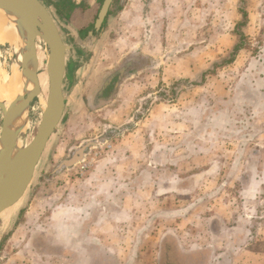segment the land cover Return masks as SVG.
I'll list each match as a JSON object with an SVG mask.
<instances>
[{
  "label": "rangeland",
  "instance_id": "1",
  "mask_svg": "<svg viewBox=\"0 0 264 264\" xmlns=\"http://www.w3.org/2000/svg\"><path fill=\"white\" fill-rule=\"evenodd\" d=\"M103 2L99 0L92 11L88 3L80 4L76 19L70 18L75 10L65 2L62 9H49L65 44L73 47L67 51L70 69L78 63L81 75H85L80 82L90 86L84 92L76 88L75 96L93 93L108 72L114 73L136 57L140 64L127 69L129 73L118 90L129 79L127 85L148 83L132 91L127 100L124 95V104L104 108L115 99L117 90L112 99L100 104L104 110L89 113L88 124L84 129L80 125L72 140L61 136L65 112L25 196L0 216V264H111L109 253L98 245L79 249L83 236L78 232L69 236L62 231L48 234L44 231L47 217L40 212L36 217L34 212L45 213L43 205L57 193L54 189L61 192L68 186L64 173L73 172V177L84 179L101 160L125 158L121 149L140 146L137 140L143 135L142 129H147L146 146L166 147L160 156L149 157L180 163L176 170H158L159 177L164 178L153 175L150 189L158 193L165 184V202L134 203L135 209L150 213L143 222L150 227V237L155 238L151 242L156 243L166 233L174 234L165 239L161 259L151 256L147 261L203 264L205 254L189 256L186 251L193 246L214 245L225 246L226 253L245 237L247 246H262L264 251V0H114L102 29L95 33L94 41H89ZM41 46L43 54L50 53L44 42ZM14 62L11 48L0 44V69L4 72L5 66L13 71ZM45 68L39 65L42 77H48ZM144 69L151 74L138 75ZM174 70L177 72L173 74ZM42 86L48 93V82ZM115 90L108 91L105 98ZM71 102L69 111H76L77 98ZM97 104L92 102L91 108H99ZM31 112L25 144L35 137L42 119L38 99ZM158 125L160 132H153ZM2 126L0 109V136ZM87 144L80 162L59 170L63 161ZM85 164L88 167L84 168ZM177 175H181L180 184ZM109 179L105 176L104 181ZM95 203L94 197L87 202L91 212L103 206ZM109 207L106 204L105 208ZM163 211L164 218L157 217ZM99 219H91L83 232L97 227ZM105 222L108 225V219ZM37 227L39 232L34 233ZM127 236L123 234L124 241L134 238V244L141 237ZM69 244L70 248L65 247ZM119 252L124 262L127 254L134 257L139 253L134 249ZM243 259L251 263L247 256ZM219 263L223 264V259Z\"/></svg>",
  "mask_w": 264,
  "mask_h": 264
},
{
  "label": "crops",
  "instance_id": "2",
  "mask_svg": "<svg viewBox=\"0 0 264 264\" xmlns=\"http://www.w3.org/2000/svg\"><path fill=\"white\" fill-rule=\"evenodd\" d=\"M47 1L48 4L46 5L47 7H49V9H51L52 7L56 8L57 10L62 9L64 2V5L72 6V9H74L75 11L72 12V15L70 16L71 19H76L79 16L78 11L80 8V4L88 3L92 11L94 8H96L95 6L98 5L99 2V0ZM146 44L148 48V43ZM86 52L87 50L85 51V53ZM131 61L133 60H128V62ZM77 64L78 63H74L73 67H71L70 69V66L67 63L66 78L64 82V93L67 96L65 108V112L67 114L65 115L64 113V115L66 116L67 120L63 127V133L61 134V136H63V140H66L68 138H71L72 140L74 138V135L77 132H80V125H82L83 129L86 127V124H88L87 120L89 118V113H91L92 110H96L98 112L104 110V108H106L107 106H112L114 104H124V95H126L127 100V96L134 94L132 93V91L139 89L141 84H144L138 82L127 85L130 80L129 79L128 81L123 82L118 90V80H115V78L118 77L116 76L112 80H110L109 85H107L105 89H103L109 75L111 74L108 72L104 76L101 85L93 93H90L89 95H87L86 93H79L76 97L74 94L76 88L77 90L80 89L82 92H84V89L90 88L88 84L85 83L84 85V83L80 82V79L85 78V75H81V69L79 70ZM155 69L156 67L151 68V70ZM146 70L148 69L140 71L138 75L149 76V74H151V71L146 72ZM176 72L177 71L174 70L173 74ZM69 82H72V84L68 89L66 86ZM112 82H114L115 85L114 90H118L117 96L113 101H111L110 104L106 105L104 108H100V104L103 103V100L105 99V97H107L106 95L108 94V91L111 90L110 86ZM147 83L148 82H146V84ZM74 97L77 98L76 104L78 109L71 112L69 110H71V100L74 99ZM92 102L93 105L95 103H98V106L96 107H99L100 109L91 108ZM181 120L182 116H179L178 121ZM165 125L166 124H164L163 126ZM160 128L161 126L158 125V127H155L152 130L153 132H160ZM141 131L143 132V135L140 133ZM141 131H137L138 134H141L139 135L140 139L137 140V143L140 146H128L127 148L121 149L124 150L123 152L126 155L125 158H123L122 156V158L116 159L111 156L107 158L109 159L108 161L107 159L101 160L98 163V167L96 169H93L84 179L73 177L74 173L70 172V170L67 171L70 173L63 174L64 176L68 177V180L66 182L68 186H64V190L61 192H59V190L57 189H54L57 191V193H54L52 196H50V198L43 205V208H45V213H43V211L34 212L36 217H38L40 213L47 217L48 225L46 229L44 228V231L48 232V234L62 231L61 234L66 236L78 232L79 235L83 236V238L80 237L81 245L79 249L88 248L87 245H98V247H100V250H104L109 253L111 264H150L147 259L151 256H155L157 260L158 258L159 260L161 259L162 250L166 241L165 239H167V237H170L169 235L174 236V234L166 233L163 236L159 237L156 243L151 242L154 241L155 238L150 237V227L145 226L143 222L144 218H150V213L144 208L141 210L135 209L134 203L141 202V204H143L148 203L151 200L160 201V199L161 201L165 202V184H163L164 186L162 190L160 189L161 191L159 190L158 193H155L154 189H150L151 186H154L153 181L155 179H153V175H157L159 177L157 171L164 167H169L174 170L179 169L180 163H167L161 160V157H154L155 155L160 156V154L163 153L166 147L146 146L145 140L147 136L145 134L147 132V129H142ZM69 152L71 151L69 150ZM148 154H153L154 156L151 155V158ZM86 167H88V165L86 166L85 164L84 168ZM133 171H135V173ZM155 171L156 173H154ZM105 176H110L109 181H104ZM177 176V183L180 184L181 175ZM160 178H164V175L163 177H159V179ZM260 182L261 184H263V181ZM71 185H77L79 186V188L75 190L73 187H71ZM92 187L94 188L93 192L90 191V188ZM91 197H94L97 204L103 203V206L99 207L100 211L97 210L96 212H91V210H89L90 207L87 202L91 201ZM56 203L59 206L54 209L53 207ZM106 204L110 205L109 209L105 208ZM254 211H256V209ZM93 216H97L101 219H99V221L96 220L97 222L95 221L96 225L98 224V226L93 228L92 231L83 232V230L87 229V224L91 221V219L94 218ZM157 217L164 218V211L161 212V214L159 213ZM107 219L109 221L108 225H106L107 222H105ZM135 219H141L142 222H138V220ZM95 222L92 221V223ZM37 228L34 233L39 232V227ZM123 234H128L127 238H129L130 234L141 235L140 241L137 244L133 243L134 238H129L130 242L127 240L124 241L125 238L123 237ZM245 238L244 241L239 243V245L230 247L226 251V253L225 246L218 248L216 246L214 247V245H207L206 247L193 246L192 248H190V250L186 251L188 253L185 254L189 256L205 254V260L203 261V264H221L219 263L220 259H223V264H247L243 259L246 256L251 261L250 264H261V262L264 261V251H261L262 246L258 247L257 245H255L252 247L249 244V247L247 246V239ZM69 240L71 244V240H73V237L69 238ZM240 240H242L241 234ZM237 241L238 238L236 242ZM70 244L65 247L70 248ZM178 247L181 251L183 250L182 247ZM133 249L139 252L137 256L133 257L132 255L127 254L125 257L127 261L124 262L123 255L119 251ZM151 251L154 252L151 254ZM135 257H139L141 259L139 261H136L134 260ZM226 259L228 260L225 261Z\"/></svg>",
  "mask_w": 264,
  "mask_h": 264
},
{
  "label": "water",
  "instance_id": "3",
  "mask_svg": "<svg viewBox=\"0 0 264 264\" xmlns=\"http://www.w3.org/2000/svg\"><path fill=\"white\" fill-rule=\"evenodd\" d=\"M113 1L104 0L94 30L89 33L87 40H95V33L102 29ZM0 13L5 15L13 25L31 29L34 32L27 39L16 41L15 46L1 44L8 45L14 55H21L31 74L22 92L18 105L19 110H17L14 119H12V113L7 103L0 102V109L3 114L2 135L0 137L1 216L25 196L49 141L63 120L67 101V96L64 93L67 51L73 47L65 44L59 25L42 0H0ZM38 39H42L50 51L49 86L45 106L41 104L43 115L37 133L31 142L25 144L24 138L30 123L31 107L37 99L39 100L42 92L39 81ZM79 40L81 43L85 42L81 38ZM127 69H129V65L125 63L123 67L111 73L103 89L116 76L119 77L117 82V86H119L129 73ZM29 83H32L34 87L31 92H28ZM116 91L117 89L103 102L112 99ZM88 147L89 144L85 145L76 151L70 159L63 161L59 170L72 167L80 162Z\"/></svg>",
  "mask_w": 264,
  "mask_h": 264
},
{
  "label": "bare ground",
  "instance_id": "4",
  "mask_svg": "<svg viewBox=\"0 0 264 264\" xmlns=\"http://www.w3.org/2000/svg\"><path fill=\"white\" fill-rule=\"evenodd\" d=\"M33 33L34 32L31 29L17 27L13 25L5 15L0 13V44H10L15 46L16 41H23L28 37L32 36ZM42 42H44L42 39H38L37 41V48L41 49V51L39 50L40 55H38V60L41 68H44L45 65V72L47 73L49 68L50 53L48 54L46 51L44 53L45 55L42 53ZM11 58L10 60L11 62H13ZM11 65L13 66V64ZM30 77L31 74L27 69L26 62L23 60L21 55H15L13 71L8 70L5 66L4 72L0 69V102L7 103V106L10 108L12 113V119L15 118L17 110H19L18 105L20 103V98ZM39 81L42 91L41 95L39 96V100L41 102L40 104L45 106L47 93H45L42 85L43 83H46V81L49 82V79L46 75L42 77V75H40V70ZM33 88V84L29 83L28 92H31Z\"/></svg>",
  "mask_w": 264,
  "mask_h": 264
},
{
  "label": "flooded vegetation",
  "instance_id": "5",
  "mask_svg": "<svg viewBox=\"0 0 264 264\" xmlns=\"http://www.w3.org/2000/svg\"><path fill=\"white\" fill-rule=\"evenodd\" d=\"M127 63H128V65H129V68H131V67H133V66H137V65L140 64L139 61H137L136 59H134V60L131 61V62H127ZM118 78H119V77H118ZM118 78H115V80L117 81ZM110 87H111V90L114 89V87H115L114 82L111 83V86H110Z\"/></svg>",
  "mask_w": 264,
  "mask_h": 264
},
{
  "label": "trees",
  "instance_id": "6",
  "mask_svg": "<svg viewBox=\"0 0 264 264\" xmlns=\"http://www.w3.org/2000/svg\"><path fill=\"white\" fill-rule=\"evenodd\" d=\"M71 12V11H70Z\"/></svg>",
  "mask_w": 264,
  "mask_h": 264
}]
</instances>
